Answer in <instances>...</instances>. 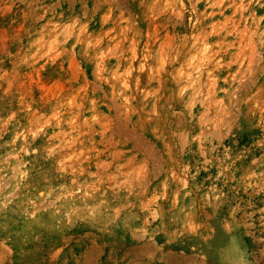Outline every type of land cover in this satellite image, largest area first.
I'll use <instances>...</instances> for the list:
<instances>
[{
	"label": "rangeland",
	"instance_id": "rangeland-1",
	"mask_svg": "<svg viewBox=\"0 0 264 264\" xmlns=\"http://www.w3.org/2000/svg\"><path fill=\"white\" fill-rule=\"evenodd\" d=\"M182 263L264 264V0H0V264Z\"/></svg>",
	"mask_w": 264,
	"mask_h": 264
},
{
	"label": "bare ground",
	"instance_id": "bare-ground-1",
	"mask_svg": "<svg viewBox=\"0 0 264 264\" xmlns=\"http://www.w3.org/2000/svg\"><path fill=\"white\" fill-rule=\"evenodd\" d=\"M240 1H241V0H240ZM242 1H243V0H242ZM238 5L240 6V4H238ZM238 5H237V6H238ZM241 5H243V4H241ZM233 6H234V5H233ZM246 6H247V5H246ZM235 8H236V7H235ZM235 8H234V11H235ZM239 8H240V7H239ZM239 8H238V9H239ZM241 9H242V8H241ZM241 9H240V10H241ZM247 10H248V7L243 8V11H247ZM234 11H233V12H234ZM238 12H239V11H238ZM233 14H234V13H233ZM211 83H212V82H211ZM206 84H207V83H206ZM202 85H203V84H202ZM204 86H205V85H204ZM208 86H209V87H212L211 84H207V87H208ZM203 91H204V90H203ZM199 105H200V104H199ZM144 249H146V248H143V250H144ZM145 251H146V250H144V253H145ZM140 252H141V251H140ZM140 252H139V253H140ZM147 252H149V250H147ZM139 253H138V254H139ZM147 254H148V253H147ZM147 256H148V255H147ZM151 260H152V259H151ZM152 261H153V260H152ZM175 263H176V262H175ZM182 264H185V263H182Z\"/></svg>",
	"mask_w": 264,
	"mask_h": 264
}]
</instances>
